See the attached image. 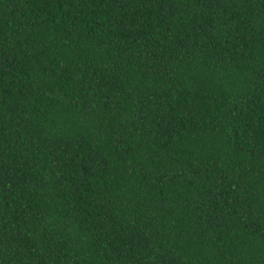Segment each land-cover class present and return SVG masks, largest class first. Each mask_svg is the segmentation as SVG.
<instances>
[{"label": "trees", "instance_id": "1", "mask_svg": "<svg viewBox=\"0 0 264 264\" xmlns=\"http://www.w3.org/2000/svg\"><path fill=\"white\" fill-rule=\"evenodd\" d=\"M0 264H264V0H0Z\"/></svg>", "mask_w": 264, "mask_h": 264}]
</instances>
